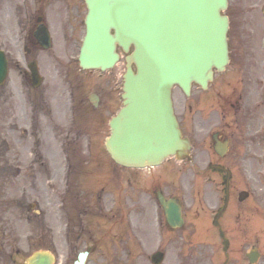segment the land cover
Returning a JSON list of instances; mask_svg holds the SVG:
<instances>
[{
    "label": "flooded vegetation",
    "instance_id": "1",
    "mask_svg": "<svg viewBox=\"0 0 264 264\" xmlns=\"http://www.w3.org/2000/svg\"><path fill=\"white\" fill-rule=\"evenodd\" d=\"M87 14L86 0H0V51L10 67L17 69L18 95L23 83L32 86L30 65H37L43 77V86L29 88L35 128L39 122L45 124L53 118L64 123L72 112L76 114L72 122L73 128H78V140L85 127L87 132L86 115L100 112L99 122L88 124L100 129L103 111L115 115L122 104L116 76L94 79L80 70L76 58L87 32ZM230 41L228 70L216 74L206 88L193 84L189 96L180 88L175 90L176 115L192 145L193 174L215 187L196 188L195 194L180 198L185 226L169 230L173 232L167 238H173L176 251L173 260L166 249L165 264H212L215 253L209 251L211 244L225 239L239 244L238 251L228 253L226 264L230 256L235 264H250L246 251L248 227L235 215L245 209L246 202L240 201L244 190L241 181L264 178V61L251 29L237 27ZM118 51L123 52L119 47ZM121 59L125 66L126 57L122 55ZM8 85L7 80L0 85V105L16 97ZM22 113L29 117L26 108ZM90 141L96 144V140ZM152 178L159 179L160 175ZM251 240L256 247L258 237Z\"/></svg>",
    "mask_w": 264,
    "mask_h": 264
},
{
    "label": "rangeland",
    "instance_id": "2",
    "mask_svg": "<svg viewBox=\"0 0 264 264\" xmlns=\"http://www.w3.org/2000/svg\"><path fill=\"white\" fill-rule=\"evenodd\" d=\"M263 7L264 0H231L229 12H241L249 16L251 22L259 23L264 39V16L261 13ZM13 71L17 74L11 75L8 87L12 95L16 92V97L8 98V104L0 111V264H26V259L37 248H49L56 257L55 264H74L78 254L84 250H91L88 264H150V254L160 245L159 225L156 223L154 226V211L158 206L156 193L153 189L130 184L126 172L121 173L124 174L121 179L124 181L121 184V208L128 219L127 223L124 221L125 223L112 229L113 235L118 234L117 244L103 238L106 231L103 219L89 221L84 218L82 221V217L78 216L72 222V233H68L66 214L75 212L72 207H77L76 214L82 208V195L81 199L78 196V201L72 196L81 192L80 172L85 170L87 173L90 169L92 171L82 156L85 155L82 154V147L86 149L84 137L79 145H71L72 155L76 156L70 160L71 174L67 182L64 178L69 165L63 162L65 148L61 147L66 135L63 123L53 118L45 124L39 122L35 129L37 132L32 128L28 117H24L21 112L22 101L16 88L18 72L16 68ZM124 72L125 69L119 67L112 74L117 73L121 77ZM29 88L28 86V90ZM28 90L25 86L22 87L24 97H27ZM107 133L105 128L101 138ZM74 137L75 132H71L70 141ZM70 143L68 142L69 145ZM102 165L111 168L110 162H102ZM173 166L172 162H168L161 169L163 173H168L161 190L168 197L179 195L181 189L185 191L196 186L189 177L182 176L181 183L176 180ZM19 171L23 172L21 176L18 175ZM99 171V174L104 175L112 172L114 177L116 174L114 168L107 172L99 168ZM84 180L92 182V179ZM95 182L98 183V179ZM67 186L71 193L69 192L70 196L66 200L67 206H63V213L60 205L62 197L67 193ZM119 189L117 186L116 190ZM256 196L255 204H259L258 209H247L244 219L247 224L258 228L259 232L261 230V247L264 251V191L261 190L260 195L258 192ZM111 199L108 192L105 196V209L116 203L115 199ZM33 204H38L39 208H30ZM142 209L145 211L144 216ZM130 217L133 219L132 223ZM134 235H138L143 242L142 245L136 244L137 247L134 244L133 248L129 237ZM134 251H140L145 257L136 258ZM171 253L173 255L172 250Z\"/></svg>",
    "mask_w": 264,
    "mask_h": 264
},
{
    "label": "water",
    "instance_id": "3",
    "mask_svg": "<svg viewBox=\"0 0 264 264\" xmlns=\"http://www.w3.org/2000/svg\"><path fill=\"white\" fill-rule=\"evenodd\" d=\"M94 0L83 67L106 70L117 57L115 43L127 50L135 45L125 85L126 108L112 122L113 134L107 148L115 161L126 167L157 165L164 158L187 157L189 142L178 129L172 108L171 89L180 84L188 89L193 81L212 76L228 60L227 18L220 12L227 0ZM116 30V38L110 35ZM168 221L179 225L180 211L174 201L165 202ZM86 254L77 264H85ZM47 252L35 253L28 264H52Z\"/></svg>",
    "mask_w": 264,
    "mask_h": 264
}]
</instances>
